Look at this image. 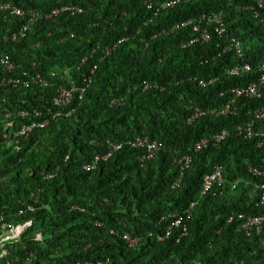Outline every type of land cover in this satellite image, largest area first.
<instances>
[{"label":"trees","instance_id":"trees-1","mask_svg":"<svg viewBox=\"0 0 264 264\" xmlns=\"http://www.w3.org/2000/svg\"><path fill=\"white\" fill-rule=\"evenodd\" d=\"M165 1L0 0L38 12L13 39L28 13L0 10V53L16 62L15 73L52 81V71L66 69L69 81L85 87L65 108L73 109L69 116L49 118L17 143L0 139V237L31 220L2 242L0 264H264V227L247 234L238 217L264 213V116H255L264 97L229 91L258 79L264 8L253 0H178L158 9ZM63 6L81 11L52 13ZM218 11L223 33L210 23L208 41L189 43L197 33L181 23ZM245 63L250 71L230 73ZM4 74L0 68V79ZM54 94L55 86H0V124L11 120L13 130L34 119L19 109L49 117L48 109H58ZM196 109L204 114L191 119ZM5 112L12 114L4 119ZM136 136L162 144L153 159L128 144ZM186 155L181 169L178 159ZM216 166L222 182L201 194L204 175ZM193 201L187 234L159 240L170 214Z\"/></svg>","mask_w":264,"mask_h":264},{"label":"built area","instance_id":"built-area-1","mask_svg":"<svg viewBox=\"0 0 264 264\" xmlns=\"http://www.w3.org/2000/svg\"><path fill=\"white\" fill-rule=\"evenodd\" d=\"M178 0H168L163 3H160L158 9H164V8H170L173 7ZM254 4H256L257 8H264V0H253ZM253 6V5H252ZM10 9V11L16 15H24L28 13L27 15V21L25 24H23L18 31L12 34V38H16L17 36H24L26 31L30 28L31 24L34 23L38 17V12L33 10H27L24 11L23 9L16 7L10 3H4L0 5V10L2 9ZM60 10H71L72 12H80V8H72L69 6H63L60 9H54L52 13H58ZM257 14V12H254ZM213 25V30L218 35L223 33L224 31V21L222 19V12H211L208 14H202L201 16L197 18L188 19L181 23V26H185L190 24L192 26L193 31H195L197 34L189 41V43L201 41L206 42L210 38V33L208 30L207 25L209 24ZM178 26V25H176ZM124 40V38H121L118 42ZM185 44H183L184 46ZM110 48L107 47L105 49V53L110 52ZM235 51L238 55L241 54V49L238 43L235 44ZM0 68L5 73L1 79H0V86H11V87H23L27 88L31 85H38L43 87H50L55 86V94L52 98V105L57 107L58 109L54 112L48 109L47 113L49 117L38 119L42 115V112L36 108H33L30 110V112L27 109H19L17 110V115L20 116H26L29 114H32L34 116V119H32L30 122L23 123L16 129H11V127L14 125V122L11 120H3L0 124V139L10 140V137L16 138L15 143H17V139L19 138H27L29 133L34 128H40L46 125L49 122V118L53 119L58 115L63 114L64 116H69L72 112V108H67L71 102H73L75 99H81L82 95L84 93L85 87L80 86L78 84H75L72 80L69 81L68 71L66 69L60 71V72H51L52 81L45 78L43 75H41L39 72L35 73H29L27 70H22L20 72L15 73V70L17 68L16 62L10 57L9 54L6 53H0ZM94 69V67H93ZM93 69L91 72H93ZM251 70V67L249 64L245 63L241 66H235L230 70L231 74H238L240 72H248ZM67 76V78H66ZM58 77L61 79H67L69 81V85H63V84H56L54 80ZM88 81H90V77L88 78ZM201 85L204 84L203 81L199 82ZM234 97H249V98H262L264 97V60L259 65V76L258 79L254 82H250L247 85L240 86L237 88H231L229 90ZM64 109V111L62 110ZM229 109V106L227 105L224 110L221 111V113L226 112ZM12 112H5L3 114V118L7 119L11 116ZM204 114V111L200 109H196L195 113L191 116V119L197 117L198 115ZM256 117H262L264 116V107L258 109L255 112ZM189 119V120H191ZM249 131V128L247 129ZM12 133V134H11ZM250 135V132H248ZM11 134V135H10ZM226 135L225 131H222L221 133H218L212 137V140L214 143H218L220 140L224 138ZM207 142V139H202L199 142L196 143L195 148L199 149L201 145H204ZM128 144H130L133 147L141 148L143 150L142 159L143 160H149L153 159L156 156V153L161 149L162 144L159 141L156 140H150L146 136H136L132 139L128 140ZM120 145H113V148H117ZM110 152L106 155L108 156ZM99 157L96 156L95 159H98ZM190 161V156H183L180 159H178V162L181 163V169L186 167ZM94 163H88L85 165L86 169L94 168ZM255 172H257L255 170ZM180 178L174 182L172 185L177 186L179 184ZM221 183L222 182V170L219 166H216L210 173H207L204 175L202 179V185H201V194H204L214 183ZM260 188L262 190V198L261 201L264 202V182L260 184ZM196 204V201H193L189 204L188 208L182 212V213H173L170 214V223L166 227L163 235H159L158 239L161 240L165 237L170 236L171 234L175 233V235L179 239L180 237L184 236L188 232V220L191 216V210L193 209L194 205ZM27 210H33V206L29 205L27 206ZM22 212V211H19ZM239 218L243 219L242 222V228L245 230L247 234L251 232L259 233L263 227H264V213L259 215H253V216H247L244 217L242 214L238 215ZM2 217L0 215V221ZM31 225V220H26L20 224L17 225H11L9 226L8 230L1 235L0 237V248L2 247V242L7 239L16 238L21 231L25 230ZM123 237L129 241L130 244H133V240L130 239L128 234H124ZM37 239L41 238V234L38 233L36 235ZM5 253L2 251V254ZM238 264H256V263H246V262H240Z\"/></svg>","mask_w":264,"mask_h":264}]
</instances>
